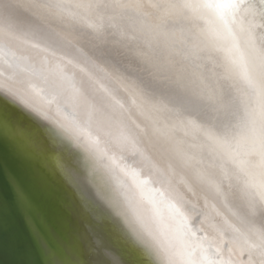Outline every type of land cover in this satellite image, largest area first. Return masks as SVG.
<instances>
[{"label": "bare ground", "instance_id": "1", "mask_svg": "<svg viewBox=\"0 0 264 264\" xmlns=\"http://www.w3.org/2000/svg\"><path fill=\"white\" fill-rule=\"evenodd\" d=\"M244 2L235 41L217 44L204 43L195 18L171 8L176 0H0V96L33 119V109L48 117L46 124L36 119L52 141L41 153V163L89 209L96 224L92 241L111 264H124L130 237L93 200L96 188L91 178L62 163L60 153L67 147L56 138L61 126L77 130L81 140L88 133L96 135L99 147L110 155L131 152L130 143L124 142L127 137L161 167L193 157L178 174L200 193L192 196L186 182L181 185L185 199L201 207L216 203L223 214L213 221H189L194 231L202 230L196 235L203 240L208 259L215 264H264V244L254 229L241 228V234L222 230L224 215L236 221L214 200L212 185L220 183L219 172L202 168L195 174L196 158L206 153L203 138L190 124L231 131L252 106L239 76L225 82L218 75L224 63L222 49L234 42L252 70L264 49V0ZM86 60L103 71L94 70ZM106 90L111 95L102 105L98 100ZM133 99L142 107L132 105ZM133 167L139 175L130 174L125 178L128 183L151 178L147 167ZM145 194L156 195L150 189ZM145 229L161 250L169 247L170 234L150 216Z\"/></svg>", "mask_w": 264, "mask_h": 264}, {"label": "snow or ice", "instance_id": "2", "mask_svg": "<svg viewBox=\"0 0 264 264\" xmlns=\"http://www.w3.org/2000/svg\"><path fill=\"white\" fill-rule=\"evenodd\" d=\"M245 7L244 0H176L171 5L195 18L204 43L217 44L225 39L235 41V27ZM261 43L264 45V38ZM222 51L220 79L228 82L233 75L239 76L247 85L252 106L231 131L201 129L190 122L194 134L203 138L201 147L206 153L196 158L195 174L208 168L216 169L222 177L219 184L212 185L213 197L236 221L225 217L222 230L241 234V228L254 229L264 244V49L256 55L255 70L239 54L238 42ZM85 63L103 71L94 62ZM88 86H92L90 81ZM110 95L106 90L98 102L106 105ZM131 103L142 107L134 99ZM31 114L44 124L48 122V117L35 109ZM36 119L0 96V264H111L92 241L96 224L89 209L70 186L58 183L45 171L40 157L52 141ZM61 129L56 138L67 147L60 153L62 163L91 178L96 188L93 200L106 208L130 237L124 264H215L196 235L202 230L194 231L189 221H213L221 213L216 203L198 206L181 191L186 180L178 169L183 173L193 157L161 167L127 137L124 142L130 143L131 152L110 155L99 147L96 135L88 133L81 140L72 127ZM133 165L147 167L151 178L128 183L125 178L130 174L139 175ZM149 189L156 195H146ZM147 216L170 234L169 247L161 250L149 239Z\"/></svg>", "mask_w": 264, "mask_h": 264}, {"label": "water", "instance_id": "3", "mask_svg": "<svg viewBox=\"0 0 264 264\" xmlns=\"http://www.w3.org/2000/svg\"><path fill=\"white\" fill-rule=\"evenodd\" d=\"M187 182V181H186ZM187 185L188 186H190V189L192 190L191 192L193 193H195V194H192V196H197V195H199V191L197 190V189H195L189 182H187ZM200 198H202L201 196H200ZM219 209V208H218ZM219 211H220V209H219ZM221 213V212H220ZM222 214V213H221ZM223 215V214H222ZM221 216V215H220ZM226 216L224 215V218H225ZM228 218V217H227ZM101 237H99V239H100Z\"/></svg>", "mask_w": 264, "mask_h": 264}]
</instances>
